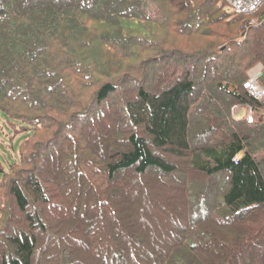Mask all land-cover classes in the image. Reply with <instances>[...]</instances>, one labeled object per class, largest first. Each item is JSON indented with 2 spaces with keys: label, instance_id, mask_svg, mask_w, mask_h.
Here are the masks:
<instances>
[{
  "label": "trees",
  "instance_id": "1",
  "mask_svg": "<svg viewBox=\"0 0 264 264\" xmlns=\"http://www.w3.org/2000/svg\"><path fill=\"white\" fill-rule=\"evenodd\" d=\"M256 64L264 6L0 0V264H264Z\"/></svg>",
  "mask_w": 264,
  "mask_h": 264
},
{
  "label": "built area",
  "instance_id": "2",
  "mask_svg": "<svg viewBox=\"0 0 264 264\" xmlns=\"http://www.w3.org/2000/svg\"><path fill=\"white\" fill-rule=\"evenodd\" d=\"M229 11L238 15L250 16L256 13L264 6V0H223ZM252 24V23H251ZM263 67L256 64L248 73L247 80L243 88L257 102L260 103L259 110L247 105L242 108L240 105H234L231 108V115L236 118L246 117L249 124L255 122L264 123V87L259 85V79L262 76Z\"/></svg>",
  "mask_w": 264,
  "mask_h": 264
},
{
  "label": "rangeland",
  "instance_id": "3",
  "mask_svg": "<svg viewBox=\"0 0 264 264\" xmlns=\"http://www.w3.org/2000/svg\"><path fill=\"white\" fill-rule=\"evenodd\" d=\"M18 130L20 128L13 127L3 113L0 112V169L2 170H6L9 164L17 158L18 146L28 135ZM223 136L224 134H221V137ZM196 180L199 181L198 176Z\"/></svg>",
  "mask_w": 264,
  "mask_h": 264
}]
</instances>
